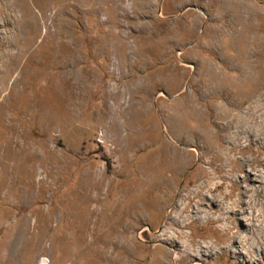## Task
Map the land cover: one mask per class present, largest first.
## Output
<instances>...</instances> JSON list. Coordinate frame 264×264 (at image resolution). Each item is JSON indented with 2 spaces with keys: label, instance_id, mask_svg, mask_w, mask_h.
<instances>
[{
  "label": "rangeland",
  "instance_id": "obj_1",
  "mask_svg": "<svg viewBox=\"0 0 264 264\" xmlns=\"http://www.w3.org/2000/svg\"><path fill=\"white\" fill-rule=\"evenodd\" d=\"M0 264H264V0H0Z\"/></svg>",
  "mask_w": 264,
  "mask_h": 264
}]
</instances>
